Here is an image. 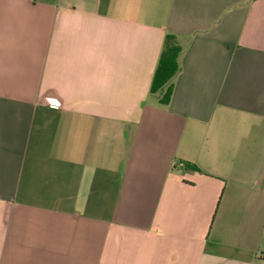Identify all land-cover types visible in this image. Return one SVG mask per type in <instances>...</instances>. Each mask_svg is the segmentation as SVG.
I'll list each match as a JSON object with an SVG mask.
<instances>
[{
    "label": "crops",
    "instance_id": "0c3cea01",
    "mask_svg": "<svg viewBox=\"0 0 264 264\" xmlns=\"http://www.w3.org/2000/svg\"><path fill=\"white\" fill-rule=\"evenodd\" d=\"M0 264H264V0H0Z\"/></svg>",
    "mask_w": 264,
    "mask_h": 264
},
{
    "label": "trees",
    "instance_id": "16d2710c",
    "mask_svg": "<svg viewBox=\"0 0 264 264\" xmlns=\"http://www.w3.org/2000/svg\"><path fill=\"white\" fill-rule=\"evenodd\" d=\"M181 52L176 36L168 34L165 38L150 92L152 96L159 97L161 104L167 105L171 100L173 93L172 80L180 72L179 58ZM185 166L194 171H199L193 164H186Z\"/></svg>",
    "mask_w": 264,
    "mask_h": 264
}]
</instances>
